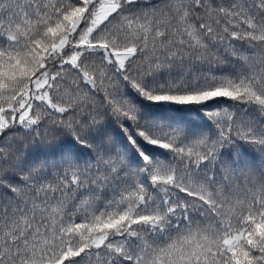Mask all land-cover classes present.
I'll return each mask as SVG.
<instances>
[{"label": "snow or ice", "instance_id": "6c2138e0", "mask_svg": "<svg viewBox=\"0 0 264 264\" xmlns=\"http://www.w3.org/2000/svg\"><path fill=\"white\" fill-rule=\"evenodd\" d=\"M0 264H264V0H0Z\"/></svg>", "mask_w": 264, "mask_h": 264}, {"label": "trees", "instance_id": "16d2710c", "mask_svg": "<svg viewBox=\"0 0 264 264\" xmlns=\"http://www.w3.org/2000/svg\"><path fill=\"white\" fill-rule=\"evenodd\" d=\"M115 134H116V135H120V133H119V129H116V130H115Z\"/></svg>", "mask_w": 264, "mask_h": 264}]
</instances>
